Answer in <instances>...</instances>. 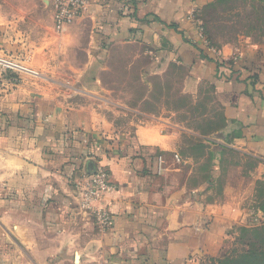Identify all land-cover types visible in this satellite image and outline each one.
Here are the masks:
<instances>
[{
  "label": "crops",
  "instance_id": "crops-1",
  "mask_svg": "<svg viewBox=\"0 0 264 264\" xmlns=\"http://www.w3.org/2000/svg\"><path fill=\"white\" fill-rule=\"evenodd\" d=\"M204 2L88 0L62 32L51 0L0 2V57L13 65H0V264H199L263 219L264 43L206 45L188 18ZM132 44L130 57L151 60L144 73L185 69L186 115L119 103L135 117L122 127L97 107L94 88L109 89L103 61ZM188 139L206 153L186 152ZM98 167L113 185L98 203L108 227L79 206Z\"/></svg>",
  "mask_w": 264,
  "mask_h": 264
},
{
  "label": "rangeland",
  "instance_id": "rangeland-1",
  "mask_svg": "<svg viewBox=\"0 0 264 264\" xmlns=\"http://www.w3.org/2000/svg\"><path fill=\"white\" fill-rule=\"evenodd\" d=\"M0 2L5 6L8 2H11L13 6H19L24 2L42 3V0H0ZM198 18L215 48L219 49V46L226 44L239 45L245 41L264 43V0H205L198 13ZM137 51L139 48L132 44L109 52V58L106 57V61H103V65L104 62H107L106 65L109 69L100 75L102 85L109 89L99 91L98 88H94L97 107L106 117L122 127H128L129 121L134 120L135 117L132 116L133 112L124 110L119 103H125L131 109H138L146 113L170 114L171 111H177L178 117L186 115L183 109L189 97L183 90L185 69L175 63L167 65L161 63L144 73L142 70L150 65L151 60L147 56H129ZM78 56L81 57V55ZM0 65H3L1 61ZM27 66L32 65L27 64ZM123 67L129 69L126 71ZM36 76L42 78L44 82L56 81V83L67 84L66 79H70L73 75L38 73ZM92 79L93 81L97 80L95 75ZM146 87L150 89L149 98L143 102L144 104H139L146 93ZM78 95L76 97H82V95ZM205 100L207 108H209L211 95L207 88L205 89ZM195 111L198 112V108H195ZM196 112L192 111L193 114H197ZM195 125L197 126L198 123L196 122ZM187 142L189 144L186 152L206 153L204 144L191 142L189 139ZM210 159L211 154L207 151V157L201 166L202 169L206 167ZM257 195L259 199L264 197V182L259 183ZM263 204L264 200L261 202L262 206ZM261 221L257 220L254 223L256 225ZM237 246L240 251L242 244L239 242ZM211 263L216 262L212 258H206L199 264Z\"/></svg>",
  "mask_w": 264,
  "mask_h": 264
},
{
  "label": "built area",
  "instance_id": "built-area-1",
  "mask_svg": "<svg viewBox=\"0 0 264 264\" xmlns=\"http://www.w3.org/2000/svg\"><path fill=\"white\" fill-rule=\"evenodd\" d=\"M51 2L53 6V27L57 32H62L86 10L88 5V0H51ZM188 18L197 22L201 38H203L206 45H209L210 42L206 38L204 27L201 25L198 17H196L194 9L191 10ZM0 61L5 66V73L7 69L13 66L12 62L3 58H0ZM18 80L19 77L17 76L13 75V77H11L13 83H17ZM163 163L164 161L162 157H160L158 162V173L164 170ZM112 187L113 185L108 179L107 173L103 168L98 167L94 170L90 182L80 192V208L91 211L95 215L97 222L104 227L111 225L112 217L109 210L106 207H99L98 203L101 201L104 193L111 190Z\"/></svg>",
  "mask_w": 264,
  "mask_h": 264
},
{
  "label": "trees",
  "instance_id": "trees-1",
  "mask_svg": "<svg viewBox=\"0 0 264 264\" xmlns=\"http://www.w3.org/2000/svg\"><path fill=\"white\" fill-rule=\"evenodd\" d=\"M204 32L211 42L205 28ZM261 208L264 213V204ZM238 230L240 234L236 236L233 247L219 258H212L216 262L213 264H264V221L256 225L240 226ZM239 242L242 244L240 251L237 249Z\"/></svg>",
  "mask_w": 264,
  "mask_h": 264
},
{
  "label": "water",
  "instance_id": "water-1",
  "mask_svg": "<svg viewBox=\"0 0 264 264\" xmlns=\"http://www.w3.org/2000/svg\"><path fill=\"white\" fill-rule=\"evenodd\" d=\"M19 68H22V67H19Z\"/></svg>",
  "mask_w": 264,
  "mask_h": 264
}]
</instances>
